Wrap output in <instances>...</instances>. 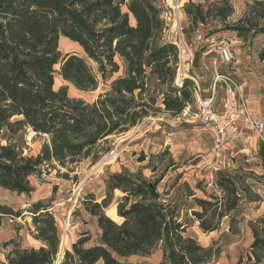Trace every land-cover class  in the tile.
Segmentation results:
<instances>
[{
	"label": "trees",
	"instance_id": "1",
	"mask_svg": "<svg viewBox=\"0 0 264 264\" xmlns=\"http://www.w3.org/2000/svg\"><path fill=\"white\" fill-rule=\"evenodd\" d=\"M256 4V14L264 17V0ZM229 6L227 12L219 8L222 18L231 13ZM184 7L193 23L203 22L201 5L189 1ZM163 14L157 0H0V136L4 130L13 135L28 128L43 137L40 150L29 155L0 140V190L29 194L34 189L29 178L40 166H67L88 158L102 139L135 126L157 100L143 96L149 78L160 87L158 95L168 113L180 114L195 102L193 80H176L177 51L162 36L167 28ZM231 28L244 38L250 31L246 26ZM60 36L77 42L83 55L60 51ZM56 72L80 91L97 89L99 79L104 87L91 101L70 98L68 86L55 89ZM114 73L118 74L113 77ZM15 116L19 118L12 121ZM259 149L264 154L263 145ZM235 180L225 173L216 180L225 196L218 213V199L196 198L199 209H192V214L203 232L217 229L222 217L236 208ZM104 184L102 201L92 196L84 201V209L97 219L98 243L85 244L89 240L85 230L62 254L48 202L34 200L17 210L0 205V217L28 214L31 234L39 243L23 247L15 239L4 241L6 251L0 264H55L57 258L58 264H148L129 258L149 256L160 241L165 245L163 261L150 264H207L215 255L216 249L183 235L186 226L162 204L158 181L140 172L120 171L109 174ZM118 189L122 192L116 206L119 223L104 211ZM212 207L214 212L206 217ZM251 224L250 251L259 262L264 218Z\"/></svg>",
	"mask_w": 264,
	"mask_h": 264
},
{
	"label": "rangeland",
	"instance_id": "2",
	"mask_svg": "<svg viewBox=\"0 0 264 264\" xmlns=\"http://www.w3.org/2000/svg\"><path fill=\"white\" fill-rule=\"evenodd\" d=\"M175 1L181 6L180 9L168 7L166 0H157L166 12L165 22L168 26L162 36L168 37L171 34L173 23L181 24L186 42L194 53L192 63L188 64V72L196 77L201 88L206 89V92L209 90L217 69L232 74L239 87L242 85V100L246 104L248 98L264 99V58H261L264 55V30H261L264 28V17L256 14V10H259V4H256L258 0H196L194 3L201 5L205 12L203 22L197 24L185 13L184 6L188 0ZM229 5L232 7L231 13L222 18L218 13L219 8L227 12ZM233 26H246L250 31H246L244 38L231 28ZM220 43L228 44L233 50L234 58L228 65L220 63L217 58L215 49ZM59 49L62 52L72 50L83 55L77 42L63 36L59 37ZM116 60L121 67L120 60ZM213 61H216L215 64ZM92 65L96 71L94 64ZM58 66L57 64L54 69ZM121 71L122 68L118 73ZM118 73H114L113 77ZM65 82L56 72L55 89L66 85L70 98H81L85 101L95 99L104 87L101 79L97 89L86 91H80L73 84ZM159 88L156 81L149 78L143 95L144 98L157 99L148 108V116L156 119L153 125H149L147 120L127 131L107 136L92 149L88 158H81L73 164L40 166L29 178L31 186L34 187L31 193L18 194L1 188L0 205L5 204L17 210L31 204V197L48 202L60 233L61 253L70 247L72 241L82 236L85 230H88V244L98 241L99 231L92 216L84 209V201L89 196L99 200L98 202L102 201L106 193L104 179L109 174L120 171L140 172L146 179L158 181L157 191L162 204L172 209L177 219L186 226L183 235L194 238L203 247L211 246L213 250L216 249L215 255L207 264H264V249L259 250L262 254L259 262L250 251L253 241L251 223L264 218V154L259 149L260 145L264 147V141L251 131L257 138L256 155L259 162L247 163L242 154H238L233 159L235 169L212 173L205 161L212 158L214 132L209 125H202L195 120L196 101L189 104L187 113L172 115L163 109L161 95H158ZM217 93L219 96L223 95L218 89ZM16 118L19 117L15 116L12 121ZM261 136L264 137V128ZM0 140L3 144L9 142L16 145L23 155H29L40 150L43 137L24 128L13 135L4 130ZM106 158L108 159L105 160ZM223 173L236 178L239 200L230 216H223L216 224L217 231L212 234L205 233L198 226V219L192 214V209H199L196 198L210 201L218 199L217 213L221 211L219 209L225 196L216 180ZM121 196V191L113 192L109 207H116ZM107 209H104L105 213L108 212ZM213 210V207L207 209L206 217L211 216ZM214 219L216 222L217 217ZM115 221L119 222L120 218ZM66 224L69 225L67 234L63 230ZM28 225L33 229L28 214L17 218L6 215L0 217V227L7 234L8 231H17L20 228L25 236ZM14 239L19 241L21 238L17 236ZM164 249V243L159 242L150 256L135 255L129 259L148 264L159 263L163 261ZM5 251L6 249L2 250L0 247L1 258Z\"/></svg>",
	"mask_w": 264,
	"mask_h": 264
},
{
	"label": "built area",
	"instance_id": "3",
	"mask_svg": "<svg viewBox=\"0 0 264 264\" xmlns=\"http://www.w3.org/2000/svg\"><path fill=\"white\" fill-rule=\"evenodd\" d=\"M189 1L195 2L196 0H188V2ZM166 4L173 9L181 8L179 3L175 0H166ZM163 18L164 20L166 19V12H164ZM170 33L171 34L165 38L169 43L174 45L177 51L176 80L179 81L184 77L193 80L197 109L194 113V118L202 125H209L214 132L215 139L213 147L211 148L212 158L210 160L206 159L205 164L210 168L212 173L231 170L234 167L232 158L224 152V145L228 142H232L239 144L243 149H247L248 129L255 132L264 141V137L261 136L264 128V121L254 119L250 115L248 108L244 106L241 99L239 84L232 74L224 73L216 69L212 78L213 82L207 95L203 94L198 80L188 72V64L192 63L194 53L186 42L181 24L177 22L173 23ZM215 50L220 63L226 65L231 63L234 58V53L228 44L220 43L216 46ZM213 62L215 64L216 61ZM217 89L223 93L222 96L218 95ZM183 113H187V108H185ZM147 120H149V125H153L156 122L155 118L146 116L137 124L140 125ZM245 162L257 163L259 162V157L256 154H249L246 156ZM68 226V224L64 226L63 230L65 234H67L66 231Z\"/></svg>",
	"mask_w": 264,
	"mask_h": 264
},
{
	"label": "crops",
	"instance_id": "4",
	"mask_svg": "<svg viewBox=\"0 0 264 264\" xmlns=\"http://www.w3.org/2000/svg\"><path fill=\"white\" fill-rule=\"evenodd\" d=\"M70 51H72V50H70ZM70 51H68V52H70ZM198 56L199 55H197V57ZM58 75L61 77V75L59 73H58ZM193 77L196 79L195 76H193ZM61 79H62V77H61ZM62 81H64V80L62 79ZM65 84H70V83L65 82ZM241 89H242V85H241V87H239V93L241 95V99H243V97H242L243 96V93H241ZM202 90H203V94L207 95V92L208 91L206 92L205 91L206 89H202ZM247 100H248L247 104H246V102H244V100H242V101L244 103V106L248 108V110L250 112V115L254 119H257V120H262L263 119L264 120V99H262V100H253L251 98H248ZM247 136H248V147H247V149H243V148H241V146L239 144H235V143H232V142H228L227 144L224 145V152H226L232 158V162H234L233 159H235L236 158V155H238V154L239 155L242 154V158L244 160H245V158H246L247 155H249V154H256V152H257L256 151V149H257L256 148L257 138H256V136H254L251 133V130H249V129L247 130ZM233 166H234V163H233ZM233 168L235 169V166ZM118 190H114V192H117ZM34 200H39V199H37L36 197H31V200L30 201H34ZM97 201H99V200H97ZM105 209H107V211L110 213V214H108V212H106L105 214H107L111 219H113L115 221V219H119L120 218V221H121V217L118 216V214L115 212L116 211V207L114 205L111 206V207L108 206ZM91 216L93 218V222L95 224V227L99 231V234L98 235L100 236V229L97 227V222H96L97 219H96L95 216H93V215H91ZM24 220H26V218H24ZM119 222H117V223H119ZM31 228L32 227L28 225L27 230L25 229V231H27V235L25 234V236H23L24 234H22L23 232H21V229L20 228H18L17 231H15V230L8 231L9 233L7 234L6 232L3 231V227H0V247L2 248V250L3 249L5 250V248L2 247V244H3L4 241H7L9 239H14L17 236H19L21 238L20 240L18 239L19 242H20V244H21V246H23V247H33V246L38 247L39 243L32 236L31 233H32V230L33 229H31ZM86 231H88V230H86ZM215 231H217V229H215L213 231H210L208 233L209 234H212ZM98 241H99V238H98ZM98 241L97 242H91L90 244H88V242H89V240H88L85 244L91 245L93 243H98ZM71 243H73V241ZM98 264H100V263H98Z\"/></svg>",
	"mask_w": 264,
	"mask_h": 264
},
{
	"label": "water",
	"instance_id": "5",
	"mask_svg": "<svg viewBox=\"0 0 264 264\" xmlns=\"http://www.w3.org/2000/svg\"><path fill=\"white\" fill-rule=\"evenodd\" d=\"M58 261L55 263V264H58L59 263V259H57Z\"/></svg>",
	"mask_w": 264,
	"mask_h": 264
},
{
	"label": "bare ground",
	"instance_id": "6",
	"mask_svg": "<svg viewBox=\"0 0 264 264\" xmlns=\"http://www.w3.org/2000/svg\"><path fill=\"white\" fill-rule=\"evenodd\" d=\"M108 158H106L105 160H107ZM109 161V160H108ZM103 163V162H102ZM116 212V211H115Z\"/></svg>",
	"mask_w": 264,
	"mask_h": 264
}]
</instances>
